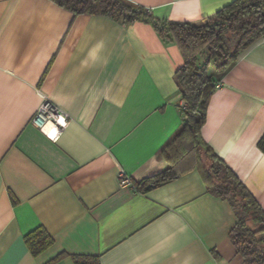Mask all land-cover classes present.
<instances>
[{"label":"crops","instance_id":"0c3cea01","mask_svg":"<svg viewBox=\"0 0 264 264\" xmlns=\"http://www.w3.org/2000/svg\"><path fill=\"white\" fill-rule=\"evenodd\" d=\"M156 20H197L234 0H127ZM178 49L144 21L0 0V264H241L236 216L197 167L148 191L182 125ZM42 98L68 114L52 140ZM264 212V37L220 75L199 128ZM131 184H119V172ZM53 243L33 256L24 237Z\"/></svg>","mask_w":264,"mask_h":264},{"label":"trees","instance_id":"16d2710c","mask_svg":"<svg viewBox=\"0 0 264 264\" xmlns=\"http://www.w3.org/2000/svg\"><path fill=\"white\" fill-rule=\"evenodd\" d=\"M74 15H106L130 25L149 23L159 39L176 46L182 63L174 78L185 107L182 125L165 145L162 153L166 167L137 184L148 191L178 177L180 172L197 167L207 190L228 201L236 223L229 238L242 258L241 264H264V212L230 168L204 145L199 128L207 102L222 74L259 38L264 37V0H234L220 10L197 20H156L149 10L127 0H52ZM260 147L264 149V141ZM33 256L53 243L51 236L38 228L24 237ZM75 264H98L96 258L75 257Z\"/></svg>","mask_w":264,"mask_h":264},{"label":"built area","instance_id":"2783aa9c","mask_svg":"<svg viewBox=\"0 0 264 264\" xmlns=\"http://www.w3.org/2000/svg\"><path fill=\"white\" fill-rule=\"evenodd\" d=\"M185 105L186 104L183 100L179 101V107L184 108ZM68 117L67 112L63 109L55 105L49 99L42 98L40 105L31 118V123L37 128H43L44 126L50 124L54 130L52 140H56ZM118 177L120 185L126 186L131 184L130 179L124 175L122 171L119 172Z\"/></svg>","mask_w":264,"mask_h":264}]
</instances>
